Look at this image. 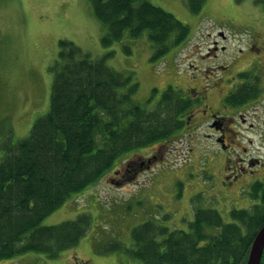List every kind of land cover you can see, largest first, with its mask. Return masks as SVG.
I'll return each mask as SVG.
<instances>
[{"label":"rangeland","instance_id":"374dc122","mask_svg":"<svg viewBox=\"0 0 264 264\" xmlns=\"http://www.w3.org/2000/svg\"><path fill=\"white\" fill-rule=\"evenodd\" d=\"M147 1L172 14L187 29L178 44L172 43L171 35L167 52L158 59H152L154 48L148 32L131 38L126 31L121 40L103 44L108 26L92 15L88 0H0V159L4 146L25 139L36 118L48 112L54 78L51 68L58 58L60 41L72 43L93 60L104 58L107 67L129 78L123 90L136 85L133 100L146 110L156 109L167 92L172 94L168 98H184L187 88L201 89L204 84L211 88L207 100L210 109H220L218 100L230 86L226 77L247 68L256 51L251 47L247 52L252 42L247 28L254 30V43L260 45L258 29H264L261 0H205L198 13L190 11L188 0ZM219 32L227 39H221ZM261 34L264 38V32ZM214 41L219 47L217 57L206 59ZM238 49L243 52L233 57ZM254 71L261 82L255 79L248 85L251 91L246 87L240 90L241 95L251 97L238 103L241 106L235 114H243L246 124L262 125L264 61L255 62ZM207 76L212 82H204ZM238 94L237 90L236 98ZM188 109L177 115L182 122L179 130L128 154L129 158L136 153L149 158L157 150L160 159L151 171L122 182L114 175V170L120 164L124 168L127 162L128 156L121 157L99 181L42 220L41 225L51 226L86 215L89 225L76 246L53 258L28 252L0 264H140L124 248H132L133 229L147 221L169 231L188 232L195 209L216 211L225 224L234 223L232 210L250 211L258 204L252 197L253 184L264 185V140L258 132L246 133L253 142L244 140L240 149L245 147L248 156L261 165L248 179L239 176L237 182L230 179L228 183L220 147L205 136L206 126L185 133L188 128L184 122L190 121ZM245 129L236 130L243 133ZM133 158L139 160L135 155ZM205 233L216 235L218 229L207 226Z\"/></svg>","mask_w":264,"mask_h":264},{"label":"trees","instance_id":"16d2710c","mask_svg":"<svg viewBox=\"0 0 264 264\" xmlns=\"http://www.w3.org/2000/svg\"><path fill=\"white\" fill-rule=\"evenodd\" d=\"M94 16L108 26L109 45L127 31L131 38L148 32L158 59L186 34L185 24L147 0H88ZM205 0H188L198 13ZM135 2L138 4L135 6ZM264 13V0L258 1ZM110 55V54H109ZM108 55V56H109ZM50 107L34 121L29 135L3 147L0 159V261L28 253L57 257L83 238L89 220L81 215L57 225L42 220L65 201L86 191L121 158L168 138L180 129L178 113L188 107L167 92L149 111L133 100L136 85L93 60L72 43L59 42ZM236 103L250 95L238 90ZM241 95V96H240ZM252 209L232 210L225 224L216 211L195 209L189 231H169L147 221L132 231L128 256L140 264H230L242 262L264 224V185L252 187ZM218 234L205 233V227ZM244 229V233L243 230Z\"/></svg>","mask_w":264,"mask_h":264},{"label":"flooded vegetation","instance_id":"af4514ba","mask_svg":"<svg viewBox=\"0 0 264 264\" xmlns=\"http://www.w3.org/2000/svg\"><path fill=\"white\" fill-rule=\"evenodd\" d=\"M247 31H251L250 37L252 42H250L249 48L247 52H251V47H255L256 51L252 56V60L248 64L247 68L242 70H237L234 73V76H227V82H230V86L228 87L225 94H223L222 98L218 100V107L220 109L211 110L209 105L207 104L208 94L211 91V88L204 84V87L199 89L198 87L195 89L194 87H189L184 92V98L189 104L188 113L190 114V121L184 122L185 127L188 128L185 133L194 132L196 128L201 127L203 125L206 126V130L208 134L205 135L207 138L211 139L214 143H217L220 147V153L224 158V165H222V171L224 172V177L228 181L234 179V182H237V178L240 176L241 179H248L249 173L257 172V168L261 165V162L251 156H248V150L245 147L240 149V143L244 142V140L248 143H252V139L247 136V132L252 130L254 132H258L259 138L264 140V122L262 125L254 124L253 122H249L246 124V118H244L243 114L236 115V109L240 106L236 103L235 93L237 90H243L244 87L251 91L248 87L251 82L256 79V82L259 84L261 79L259 75H257L256 71L252 72V67L255 62L261 63L264 61V38H261L264 32V29H258L259 33L257 35V39L260 42V45H256L254 41H256L254 35L255 32L253 29L247 28ZM218 36L226 40L227 37L223 35L222 32L218 33ZM222 51H225V47H220ZM219 47L217 41L213 42V47L208 49L206 59H212L217 57ZM242 49H238V54L233 57H237L242 53ZM231 63L228 64L230 66ZM221 70L225 71V66L220 67ZM252 72V73H251ZM220 73V72H218ZM217 79H221L219 74H216ZM225 81V80H223ZM204 82H212L211 78L204 80ZM214 85H218L214 83ZM246 104L245 106H247ZM238 116V118H237ZM239 127H246L243 133L236 129ZM191 134V133H190ZM157 150L155 152H151L149 158H144L139 154H131L130 158L127 157V162L123 168L122 164H120V168L114 170V175L116 179L121 180L122 182L126 179L135 180L136 177L142 172L151 171L153 164L157 159ZM137 156L139 160H135L133 156ZM259 174V173H258ZM254 185V184H253ZM249 253V252H248ZM242 262L238 263H230V264H247L248 254L243 257ZM260 264H264V250L261 256Z\"/></svg>","mask_w":264,"mask_h":264},{"label":"water","instance_id":"95a60500","mask_svg":"<svg viewBox=\"0 0 264 264\" xmlns=\"http://www.w3.org/2000/svg\"><path fill=\"white\" fill-rule=\"evenodd\" d=\"M264 250V224L256 233L248 253L247 264H260Z\"/></svg>","mask_w":264,"mask_h":264},{"label":"crops","instance_id":"0c3cea01","mask_svg":"<svg viewBox=\"0 0 264 264\" xmlns=\"http://www.w3.org/2000/svg\"><path fill=\"white\" fill-rule=\"evenodd\" d=\"M87 4H88V9L90 10V12L92 11V8H91V6H90V4L87 2ZM91 8V9H90ZM92 15H93V11H92Z\"/></svg>","mask_w":264,"mask_h":264}]
</instances>
